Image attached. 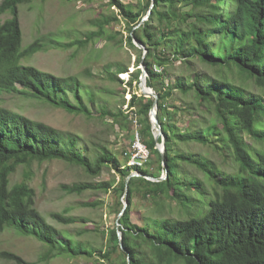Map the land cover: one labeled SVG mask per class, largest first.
<instances>
[{"label":"trees","instance_id":"16d2710c","mask_svg":"<svg viewBox=\"0 0 264 264\" xmlns=\"http://www.w3.org/2000/svg\"><path fill=\"white\" fill-rule=\"evenodd\" d=\"M33 1L1 0L0 15L11 16L0 19V94L18 93L87 117H93V106L99 109L98 117L110 118L122 130H128L133 114L139 139L155 159L131 166L128 156L122 163L107 146L91 152L80 136L0 105V231L14 227L42 242L47 247L43 261L86 256L107 264H264V0H137L134 4L108 0L118 12L96 18L97 28L85 38L65 42L62 35L50 33L24 46L19 6ZM149 9V17L142 21ZM113 20H122L127 31L119 42L137 52L136 68L126 82L132 88L127 110L109 107L99 99V91L76 75L59 76L22 63L48 47L80 49L101 38L116 40L106 27ZM135 39L147 49L143 59ZM193 59L212 67L214 73L178 76L165 83L169 62L189 65ZM141 63L148 73L147 85L158 94L168 176L161 181L133 176L125 196L131 172L159 177L165 171L156 148L160 139L154 137L149 116L154 98L138 92ZM104 69L110 80L122 83L118 75L127 73L129 66L109 62ZM176 91L193 99L186 106L170 104ZM180 112L191 115L186 126L179 125ZM192 144L203 145L208 152L193 150ZM53 159L75 164L89 176L100 175L105 168L120 174L118 183L75 182L63 189L80 195L110 191L117 215L124 196L128 206L118 220L124 250L116 224L102 230L108 235L107 246L97 248L75 237L87 233V228L75 235L64 233L39 211L31 185L32 164ZM20 166L23 178L12 183ZM136 196L149 199L153 208L142 216V224L132 220ZM81 205L96 208L100 202ZM71 210L52 212L50 217L63 225L93 221ZM97 230L98 226L91 231ZM1 255L16 264H33L13 252Z\"/></svg>","mask_w":264,"mask_h":264},{"label":"rangeland","instance_id":"374dc122","mask_svg":"<svg viewBox=\"0 0 264 264\" xmlns=\"http://www.w3.org/2000/svg\"><path fill=\"white\" fill-rule=\"evenodd\" d=\"M125 3H136L137 0H122ZM1 3V0H0ZM118 11L109 7L108 0H36L19 6V19L23 31V42L25 46L33 42L37 37L50 33L62 35L64 41L82 39L97 27L94 20L103 15H114ZM11 15L4 13L0 19L4 21ZM120 19V16H119ZM122 20H113L108 24L107 30L116 36V40L101 38L90 42L84 48H44L34 55L22 60L23 64L34 65L44 71L52 72L59 76L76 75L87 83L93 90L99 91L101 101H107L111 108L127 110V102L131 97V87L126 83L130 73L136 68L135 62L137 52L129 48L121 39V33L125 37L127 31ZM143 52L146 50L144 48ZM109 62H120L129 66L127 73L119 74L122 83L112 81L105 72V65ZM142 65L140 64L139 67ZM115 67L111 70L113 71ZM169 77L165 80L174 81L178 76L192 78L196 73L213 74L214 69L198 59H193L189 65L181 60L171 61L166 65ZM135 85V84H134ZM138 85V84H137ZM257 90V89H255ZM140 92V91H138ZM126 100L123 104V100ZM192 95L185 96L176 91L169 99L170 104L186 106V102L192 100ZM0 105L19 112L31 119L45 122L60 131L70 132L80 136V140L88 145L91 152L97 146H107L113 151L122 163L128 159V165L143 166L145 162H152L155 158L148 152H142L140 159L131 158L135 151L137 138V118L130 116L132 122L128 130H122L118 125L111 123L110 118L98 117L99 109L92 106L93 117L82 114L69 113L66 110L52 106L45 101L28 98L18 93L2 92L0 94ZM191 115L179 113V125L186 126ZM250 142L251 139H249ZM143 145V144H142ZM144 146V145H143ZM186 145H184L185 147ZM192 149L207 153V148L200 144H192ZM146 154V155H145ZM149 156V157H148ZM212 156V155H211ZM153 165L157 166L155 162ZM34 176L31 185L36 190L35 205L48 221L61 229L64 233L74 234L79 230L87 228L88 232L83 235H75L76 238L89 241L97 248L107 246L108 235L102 233L115 226L117 212L112 206L114 198L112 193L105 191H86L83 194L67 193L64 185L75 182L120 180V174L112 168H105L100 175L89 176L83 169L75 164L60 159L47 160L42 163L32 164ZM135 172V171H134ZM162 173L160 176H162ZM23 178V167L11 177L12 183ZM99 201L96 208L82 206L85 201ZM123 202L126 200L122 197ZM65 208H71L69 212L74 215L87 216L93 221L89 223H74L63 225L50 217L52 212H62ZM149 199L136 196L132 201V220L142 224V216L152 212ZM96 226L99 230L91 231ZM47 247L36 238L20 233L14 227H6L0 231V264H16L15 261L4 257L1 252H13L23 257L24 260L33 264H107L96 258L86 256H59L47 261L41 260Z\"/></svg>","mask_w":264,"mask_h":264},{"label":"water","instance_id":"95a60500","mask_svg":"<svg viewBox=\"0 0 264 264\" xmlns=\"http://www.w3.org/2000/svg\"><path fill=\"white\" fill-rule=\"evenodd\" d=\"M152 7H153V3L151 4L150 9H152ZM150 9H149L147 15L142 19V21L143 20H146L149 17V15L151 13V10ZM135 44H136V46L145 49L144 45L140 41H138L136 39H135ZM145 50L146 51L143 52L142 59L144 58V56H145V54L147 52V49H145ZM141 65H142L141 66L142 73H141V76H140V79H139L138 87H139L140 92L144 96H146V97H153L154 98V101H153V104H152V107H151L149 116H150V120H151V123H152V128L154 129V137H155L156 141H158L160 139V142L157 143L156 148H158V150L162 154V166L165 168V171H164V174L162 176H159V177L150 176V175H143V174H141L139 172H131L127 176V178H126V182H125V194H124L125 196H126L127 190H128V182H129L130 178L133 177V176H144L147 179L152 180V181H161V180L166 179L167 176H168L167 165H166L165 157H164V151H165V134L163 132L162 126H161V124L159 122V119H158V116H157L158 103H159L158 94L155 92V90L153 88H151L150 86L147 85L146 78L148 76V73H147V70H146V66L143 63H141ZM127 206H128V202L126 201L124 203V206L122 208V211L119 213V215L117 217V222H116L117 228L120 226V224L118 222L119 217L122 214V212L126 209ZM117 236H118V239H119L120 248L122 250H124V245H123V242H122V231L119 228L117 230Z\"/></svg>","mask_w":264,"mask_h":264},{"label":"built area","instance_id":"2783aa9c","mask_svg":"<svg viewBox=\"0 0 264 264\" xmlns=\"http://www.w3.org/2000/svg\"><path fill=\"white\" fill-rule=\"evenodd\" d=\"M135 151L136 152L132 155L131 158H138V159L141 160V158L143 156V153H142V151H141V149H140V147H139V145L137 143V138H136V141H135Z\"/></svg>","mask_w":264,"mask_h":264},{"label":"bare ground","instance_id":"6f19581e","mask_svg":"<svg viewBox=\"0 0 264 264\" xmlns=\"http://www.w3.org/2000/svg\"><path fill=\"white\" fill-rule=\"evenodd\" d=\"M137 143H138V145H139V147H140V149H141V151L142 152H148V150H147V148L145 147V145L143 146L142 145V143H141V141H140V139H139V136H138V134H137ZM146 155V154H145Z\"/></svg>","mask_w":264,"mask_h":264}]
</instances>
